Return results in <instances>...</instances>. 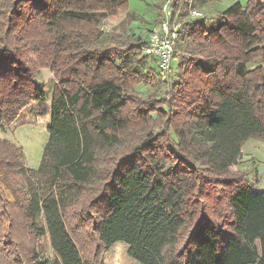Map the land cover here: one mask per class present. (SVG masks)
Here are the masks:
<instances>
[{"label":"trees","instance_id":"16d2710c","mask_svg":"<svg viewBox=\"0 0 264 264\" xmlns=\"http://www.w3.org/2000/svg\"><path fill=\"white\" fill-rule=\"evenodd\" d=\"M172 1L174 18L216 0ZM127 5L0 0V126L44 97L42 68L56 81L39 168L0 139V235L14 242L23 227L26 264H48L46 236L53 264H102L83 253L79 208L103 251L123 241L141 264H264V191L231 169L247 140L264 141V0L230 5L210 30L182 23L190 46H175L172 77L158 65L164 92L145 97L135 86L154 79L136 56L149 41L93 47L101 17Z\"/></svg>","mask_w":264,"mask_h":264},{"label":"rangeland","instance_id":"374dc122","mask_svg":"<svg viewBox=\"0 0 264 264\" xmlns=\"http://www.w3.org/2000/svg\"><path fill=\"white\" fill-rule=\"evenodd\" d=\"M240 1L245 4L247 0H216L208 4L198 7L203 14L199 17L192 16L189 11L180 12L176 20L180 23L186 21L200 22L206 26L208 30L212 25L219 21V13L230 5ZM127 9L120 10L116 15H104L99 22V29L103 32V36L93 47H107L111 45H121L122 40L127 37L142 38L149 41L152 32L158 27V21L161 20V8L164 12L165 4L173 6L172 0H127ZM179 26V27H180ZM181 30V27L179 28ZM181 32V31H180ZM179 32L176 42V51L190 46V40L184 32ZM147 51V50H146ZM147 54L137 55L136 59L139 64L137 70L147 78L154 79L151 85H137L135 90L141 96L150 94L161 95L164 92L165 85H158L157 81L160 77L158 63L156 57L149 52ZM176 55V54H175ZM260 65V62L252 63L249 68L253 69ZM177 60L172 59L171 68L167 71L166 78H170L176 73ZM36 85L44 91V97L40 100L33 101L25 107L18 118L8 124L3 123L0 126V139L12 142L23 150V161L28 169H38L46 146L49 133L48 126L51 119L52 96L56 84L54 74L48 68H42L35 80ZM156 83V84H155ZM231 169L245 176V185L257 192L264 191V141L256 138L247 140L242 147V154L237 163L231 166ZM81 209L77 208L71 218L74 222H80L82 229L76 230L83 253L91 258H96L102 264H141L128 254V246L123 241L113 244L109 250L103 251L98 244L95 236L88 232V224L91 223L90 216L82 219L78 214ZM91 213H95V209L91 208ZM74 224V223H73ZM17 240L13 237L14 242L4 237V232L0 235V264H26L27 255L25 248L30 244V236L26 234L22 228H17ZM10 241L7 243V241ZM40 248L37 250L41 259L53 264L56 255L50 244L49 237H42L38 240ZM18 252L22 260H12L13 253Z\"/></svg>","mask_w":264,"mask_h":264},{"label":"built area","instance_id":"2783aa9c","mask_svg":"<svg viewBox=\"0 0 264 264\" xmlns=\"http://www.w3.org/2000/svg\"><path fill=\"white\" fill-rule=\"evenodd\" d=\"M188 11L194 17L203 15L198 8L192 5H189ZM164 12L165 18L152 32L149 45L145 47V51L147 50V53L149 52L156 57L161 71H169L180 32V23L176 20L179 12L173 18V6L165 4Z\"/></svg>","mask_w":264,"mask_h":264}]
</instances>
